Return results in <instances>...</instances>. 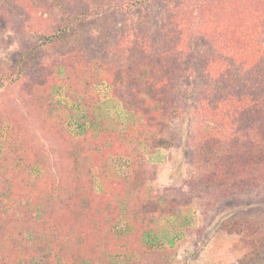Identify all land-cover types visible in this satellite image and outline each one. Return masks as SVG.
<instances>
[{
    "label": "trees",
    "instance_id": "obj_1",
    "mask_svg": "<svg viewBox=\"0 0 264 264\" xmlns=\"http://www.w3.org/2000/svg\"><path fill=\"white\" fill-rule=\"evenodd\" d=\"M146 1L123 4L130 3L128 8ZM161 1L170 10L166 22L154 33L141 27L118 30L111 42L93 44L95 50L78 43L67 54L63 52L62 58L47 62L39 73L21 75L26 64L21 55L13 63L12 74L0 77V87L9 78V84L20 86L24 106L44 134L57 141L62 161L57 182L34 181L28 166L34 161L35 150L20 142L25 136L20 133L22 125L8 116L11 143L0 156V264H110L117 249L124 250L130 264H167V258H161L157 250L156 231L144 222L141 212L157 207L141 191L143 173L136 170L127 179L104 175L103 165L109 157L127 152L124 141L133 129L128 126L127 132H121L104 120H94L98 99L92 86L107 83L111 103L119 101L134 119H142L137 126L152 129L158 125L156 114L174 111L181 101L177 80L181 71L193 65L188 39L196 31L215 43L211 60L215 76L196 109L203 117L202 124L189 140L196 170L190 187L197 186L204 194L196 197L208 198L204 204L211 198L215 204L264 188V0ZM51 3L67 24L74 26L115 5L114 0ZM123 4H117L121 12L126 9ZM32 7V0H0V23L14 33H30L33 30L26 19ZM24 12L28 16L22 15ZM194 19L200 20L201 26L192 25ZM54 33L39 34L41 43L54 44L60 31ZM93 64L98 69H93ZM57 66L60 73L54 77L49 70ZM57 79L81 91L80 113L57 107L52 101ZM219 81L225 84L220 87ZM70 117L79 131L69 132ZM15 162L24 167L17 169ZM123 202L136 208V225L126 230L116 228ZM220 228L234 231L225 222ZM145 245L152 250L143 252L144 261L138 260L136 254ZM238 264H264V254L249 247Z\"/></svg>",
    "mask_w": 264,
    "mask_h": 264
},
{
    "label": "rangeland",
    "instance_id": "obj_2",
    "mask_svg": "<svg viewBox=\"0 0 264 264\" xmlns=\"http://www.w3.org/2000/svg\"><path fill=\"white\" fill-rule=\"evenodd\" d=\"M128 1L114 0L115 5L89 15L81 24L74 26L67 24L51 0H32L30 18H24L30 21L32 32L14 33L0 23V77L12 74L13 63L21 55H24L26 62L21 75L34 71L39 73L44 71L47 62L63 57L78 43L92 47L100 41L111 42L118 30H138L140 27L154 33L166 22L170 8L163 1L148 0L127 8L130 3H123ZM119 2L126 7L123 12L117 7ZM22 15L28 16L25 12ZM200 22L194 19L191 23L198 28ZM56 31H60V36L54 44L51 41L41 43L42 37L39 34H55ZM33 45L35 48L31 51ZM188 45L192 50L189 57L193 65L189 70L179 73L177 93L181 101L174 111L156 114L158 125L152 129L137 126L142 119H134L119 101L114 99L115 102L111 103L113 96L107 83H95L92 86V92L98 99L94 106V120H104L107 126L121 132L128 130V126L133 129L124 141V144L127 143V152L111 155L103 165L104 175L107 178L127 179L136 170L143 173L141 191L157 207L152 211L147 209L141 212H144V222H149L151 230L156 231V242L159 243L156 245L157 250L161 258H167V264H238V259L249 247L255 246L261 255L264 254V188L215 204L211 203L212 198L208 204H204L208 198L196 197L197 194L204 195L197 186L191 189L190 181L196 170L189 140L200 122L202 124L203 117L197 111L200 102L206 97L210 84H214L211 60L215 53V43L209 36L196 31L189 37ZM261 45L264 46V36ZM97 53L102 55L103 50L97 49ZM61 68L63 70L64 65ZM92 68L98 69L95 64ZM58 69L57 66L49 72L55 77L60 73ZM9 79H4V85L0 87V156L8 151L11 143V122L7 120L11 116L22 125L20 133H25L20 142L35 150L34 161L28 166L32 179L36 182H57L62 174V161L58 157L59 144L38 127L31 111L21 100L20 86L9 84ZM224 84L219 81L218 86ZM52 94L51 99L57 107L73 109L74 114L81 112V91H75L57 79ZM69 122L67 126L70 133L79 131L75 123H72V117ZM15 166L21 169L24 164L15 162ZM135 211L133 205L123 202L116 228L126 230L128 226L134 227ZM223 222L229 230L234 231L228 233L221 229L220 224ZM150 250V245H145L143 251L136 254L137 259L144 261L143 252ZM110 264L130 262L124 250L117 249L110 257Z\"/></svg>",
    "mask_w": 264,
    "mask_h": 264
}]
</instances>
